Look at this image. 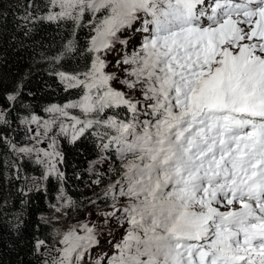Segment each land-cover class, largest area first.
I'll return each instance as SVG.
<instances>
[{
    "label": "snow or ice",
    "instance_id": "1",
    "mask_svg": "<svg viewBox=\"0 0 264 264\" xmlns=\"http://www.w3.org/2000/svg\"><path fill=\"white\" fill-rule=\"evenodd\" d=\"M47 7L25 20L71 23L73 37L89 28L91 60L84 72L58 74L66 90L82 91L78 100L47 107L42 125L36 115L23 122L47 137L61 121L71 142L95 125L115 131L110 141L125 162L109 187L113 207L124 203L105 215L119 212L117 224L127 227L109 264H264V0H47ZM135 42L139 50L108 71L107 55ZM75 51L69 40L55 59ZM107 110L115 115L95 118ZM69 117L70 125L62 122ZM55 145L53 138V151H38L45 178L63 179ZM81 227L84 235L65 233L44 264H81L100 243L97 229Z\"/></svg>",
    "mask_w": 264,
    "mask_h": 264
},
{
    "label": "trees",
    "instance_id": "2",
    "mask_svg": "<svg viewBox=\"0 0 264 264\" xmlns=\"http://www.w3.org/2000/svg\"><path fill=\"white\" fill-rule=\"evenodd\" d=\"M48 11L47 0H0V111L7 121L0 123V264H42L35 241L39 238L47 246L56 244L57 234L43 216L57 195H68L72 204L88 208L94 202L103 203L95 200L102 190L94 192L92 180L112 181L98 170V160L106 155L109 130L101 125L88 129L75 142H71V136L55 135L63 179L57 175L44 178L41 165L32 157L23 155L17 161L13 154L12 143H28L20 126L22 118L36 115L43 119L48 115L47 107L64 105L83 94L80 89L66 90L58 74L87 70L91 60V54L85 51L89 28L78 29L73 37L71 23L25 20L29 14L37 18ZM73 39L76 51L55 59ZM17 92L15 101L6 99ZM111 115L115 112L107 110L100 119ZM119 118L125 119V114L122 112ZM122 172L120 169L115 178ZM32 176L43 179L36 188L31 187ZM26 187L28 191H24Z\"/></svg>",
    "mask_w": 264,
    "mask_h": 264
},
{
    "label": "rangeland",
    "instance_id": "3",
    "mask_svg": "<svg viewBox=\"0 0 264 264\" xmlns=\"http://www.w3.org/2000/svg\"><path fill=\"white\" fill-rule=\"evenodd\" d=\"M138 26L139 25H137V27ZM123 38L124 37H122V39ZM137 50H139V42H135L130 46L117 45L116 51L107 55V60L110 63L108 71L111 72L117 68V65L115 63L116 59L124 55H131L134 51ZM121 78H123V74H121ZM68 111L70 113V116H78L81 119H85L79 109H69ZM100 115L95 118L100 119ZM25 118L30 117L22 118L20 126L26 133L25 139H28V143H23L21 145L12 143V147L13 145H15V148L13 147V154L16 157L17 161L21 160V156L27 155L32 157L33 160L37 162V157L39 156L40 159H43L45 161L44 163L37 162L41 165L45 178L47 171V159L43 156V152H39L38 150L43 149L49 152L53 151V149L49 148V144L52 143L53 138L55 139V135L63 134L60 132L59 128V123L61 121H57V124L52 127L51 131H49L48 136L44 137L43 135L37 136L38 132H40L41 134L43 133V127L38 126L37 124L24 123L23 121L25 120ZM50 118L51 116L48 113L47 117L41 119V125L44 120H48ZM62 122L70 125L72 123V120L70 119V117L63 118ZM106 132L108 135L106 139V144H109L110 146L108 148H104V153L106 152V155L100 159L98 170L102 176L108 175L109 177H111L112 181L111 184H107L102 182L100 179L92 180V182L90 183V186L94 192L99 188L102 190L101 194L97 196L95 200H101L103 203L98 204L97 202H94L88 208H83L72 204V199L68 195L59 193L55 201L51 203L50 211L43 216V219L53 226L54 231L57 234L55 237V248L45 247L44 250L41 249V251L43 252V260L48 259V257L44 255L46 251L63 247V245L60 244L59 241L63 238V235L65 233L75 229L78 234L84 235V229L81 227V225L87 224L88 227L97 229V231L99 232L97 239L100 241V243L93 245L85 252L81 264H109L110 258L116 251L115 245L120 243L125 234V229L127 225L125 224L123 226H119L117 224V218L120 216L119 212H117V215L115 217L105 215L106 213L116 211V209H119L124 203V199L121 198L120 203H116V207H113L114 200L109 186L114 185L117 180L121 179V176L115 178V174L118 173L120 169L123 171L122 164L125 162L121 160L120 154L117 152V146L110 141V137L116 135L115 131L109 128V130ZM71 133L72 129L69 127L67 135L71 136ZM25 147L32 148L34 149V151H32L31 153L18 151V149ZM55 151H58L56 145ZM109 151H113L116 155H112ZM58 152L60 153V151ZM59 163L60 157L57 158L56 162L57 170H59ZM42 180L37 176H32L30 179L31 187H38L39 184L42 183ZM26 190H29V188H24V191ZM116 191L118 192V186ZM106 193L109 194L105 195ZM69 200L71 201V204L69 206H65ZM37 240L40 239L38 238ZM53 255H56V253L53 252Z\"/></svg>",
    "mask_w": 264,
    "mask_h": 264
},
{
    "label": "water",
    "instance_id": "4",
    "mask_svg": "<svg viewBox=\"0 0 264 264\" xmlns=\"http://www.w3.org/2000/svg\"><path fill=\"white\" fill-rule=\"evenodd\" d=\"M26 1H29V0H26Z\"/></svg>",
    "mask_w": 264,
    "mask_h": 264
}]
</instances>
